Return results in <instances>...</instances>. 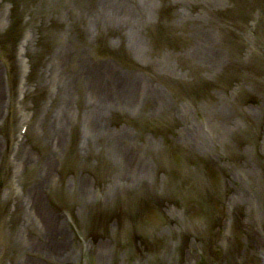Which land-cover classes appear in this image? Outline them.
Here are the masks:
<instances>
[{"label":"bare ground","instance_id":"6f19581e","mask_svg":"<svg viewBox=\"0 0 264 264\" xmlns=\"http://www.w3.org/2000/svg\"><path fill=\"white\" fill-rule=\"evenodd\" d=\"M49 1L51 3V8H54L53 6H55L56 2L58 5H62L61 7H65L67 12H69L70 10H72L71 8H73V5H71L73 0ZM197 1L200 2L199 0ZM201 1L206 2L205 8L208 9L212 7V5H217L216 3H218L219 0ZM101 2H103V5H96V7L91 11L87 9L83 10L80 8L82 12H87V14L84 15L86 16V20L88 23V30L94 28L93 33H95L96 35L98 34L99 28H104L110 25L118 28V31L122 32L124 35L130 33L129 35L134 38L139 37L140 31H142V29L143 33L146 34H148L149 30H151L150 32L153 35H155L158 30L164 29V21L160 23V29L158 27H156V29H154V27L149 29L147 20L151 18V21L152 18L156 16L154 15V9L149 0H101ZM104 4L109 5V7H114L115 10H112L111 12L116 14V16L109 15L110 13H108L107 9L104 8ZM189 4L190 2L182 0L180 6L183 10H185L184 7L188 6ZM243 4H245L246 7L250 5V3H248V0H232V46L233 44H235V42H241L244 44L240 50L243 51L244 58H246L245 69H247L248 71H245V74L240 77L244 80L245 84L248 85V88L252 89L253 87L257 88L258 86H260L261 91L264 94V5H261L260 3V10L262 11V14L257 12L249 14L247 11H245L243 13L247 15L246 18L242 23H238L236 18V16L238 15L236 7ZM190 7L195 9V11L199 13L197 9L194 8L193 3L190 4ZM134 8L137 10H141L143 12V15L139 16L137 11H132L134 10ZM65 9H62L60 13L62 20L64 21L66 18V16L64 15ZM80 10L79 8H77V11L73 10V12L80 13L82 15V12ZM190 10L191 9H188V17H186L187 19H181L185 22H189V20L192 19V30H194V35L197 36L196 46L191 52L189 61H191L194 66H201L203 68L205 67L213 71L220 65L215 64L213 61H217L219 59H217L216 55L212 54L209 49H205L206 46H211L212 39L209 37L210 34L207 36L201 35L200 27L194 28V25L201 24L197 14L194 11H192L191 13ZM51 13H47L48 21L53 20L50 19ZM131 13L133 15L132 21ZM8 14L9 11L5 16L8 17ZM5 16L4 12L0 11V23H2L3 25L2 31L6 29V26L4 24V22L6 21ZM120 16H122L123 19H120ZM36 19H38V21L40 20L39 18ZM8 20L9 18H7V23ZM153 21H155V19H153ZM50 22L54 23V21ZM52 23H50L47 27L51 28ZM27 29L28 30H26V33H31V37L28 38V42L24 41L25 46L18 44H15L13 46V52L18 54V63H22L19 57H22L23 55H29L28 52L30 53V48L32 46L33 52L36 51L37 53V48L40 44L41 37L38 36L39 29H37L33 22H30V28ZM113 29L110 30L108 34L118 33L117 30ZM161 30L158 34L160 39L158 41L155 39V45H157V49H155V51H158L160 49L158 47L159 45H165L161 43ZM42 33L44 34V32ZM67 41V38H62L60 40L61 43H67ZM2 42L3 41H1L0 44H2ZM151 43H154V41L151 40ZM6 46L7 45L2 48V46L0 45V62L3 65H5L3 49L7 52H10L9 45L7 47ZM138 46L140 49H142L141 53H148L145 49V46ZM63 48L64 49H61L59 43V50L52 57L51 68L48 69L47 72L43 70V74L46 76L42 79L37 75L34 80L29 81L30 75H28L27 78H24L21 81H17L19 83L15 85L13 84L12 77H16V79H19L17 74L15 73V75L12 76L10 74L11 71H9L10 73L5 71L3 78L6 84L4 83L5 88H3V80L0 74V121L5 123V120H7L10 124V128H12L14 121L9 114V111L18 105H16V103H21V105H23L25 103L26 96H28L29 93L33 92L34 89L38 90L36 82H38V85H46L47 83H50L49 85L53 84V87L51 86V88L54 89V94L53 96H50V98L55 101L57 99L59 107H61L62 102H64V106L62 107V109H58L55 116L53 117L56 124V128L53 130L54 132H52L51 130V132L47 131L48 136L47 139L45 138L44 140V142L47 143L46 145L51 150V156L48 157L47 160L41 157L39 158L37 153H34L35 162L29 163V161H27L25 163L23 160H28V158L31 159L32 154L24 150L25 139L22 140L20 138L21 135L14 138V136L17 134V131H12V137H10L12 145L9 146V150L7 152L8 154H6V156H8L10 163L14 162V173L18 175L19 169L22 168L25 171L26 167L28 168L27 171L31 172L41 162L39 166V172H33L32 176L36 181L39 178L42 180L38 187L44 185L43 193H45L43 195L37 196V194L33 192L35 190L34 187L29 189V192L27 193L24 192V188L22 187V185H18V188L23 190L21 193L22 198H15L12 195V187H9L10 183L8 186V182L4 180L5 176L1 171L0 195L2 197L0 198L2 199L3 203H9L10 206L6 207L5 204H3L0 210V264H42L38 260L30 259V254L26 255L27 252L25 251V248L29 249L35 247V241L27 237V228H29L30 231H37V233L39 234V238H41V242L43 244H46V241L50 239H54L53 248L56 247V251H61L63 247L66 249L62 252V254L57 255H55L51 251H48L51 255L50 256L43 250L40 252L41 248H37V251H35L36 253H39L37 255L34 254V256H40L41 258L39 260L42 261L43 264H47L48 261L65 262L66 260H68V264H78L76 263L77 261L75 262L76 259H74L73 261L70 260V257L67 258L66 253L69 250L68 245L71 243H68L67 241L68 235L81 237L83 246H79V248L81 249L79 252L80 258L81 256L87 255V251L83 250V247L85 246L82 237L90 235V237H93V242L97 241L96 237H98L100 238L97 241L98 243L100 242L102 235L107 236L108 233H110L109 231L113 230V233L117 234L119 233V231L127 230L131 227V225H136L135 230L132 233L133 235H138L140 232H142L146 235V239L148 241H150L152 238L164 241L159 249H154L160 250L159 253L156 252L157 254H161L163 250H166L165 254H167L169 252V249L171 250V254H173L180 249H184L187 256H185L181 260V262H185L186 257L188 258V260H190L194 253L196 259H191L189 261V264H192L193 262V264H231L230 261L232 262V264H235L236 258H240V263L246 264V262H244V251L246 248L243 249V247L246 245H250L252 251L254 252V257L256 258L257 264H264V243H262V241L257 238V234L252 235L251 229L246 231L245 235L242 234L241 236H238L234 235V233L228 235V231H230L235 224V221L233 222L234 218L232 211L234 208L226 210L230 214H228L227 216L225 213V219L227 217H229L230 219H226L228 223L227 225L225 224L226 221L224 222V225L227 226V229H221V231L230 238V242L228 244L229 249L223 251V253L229 257V259H226L225 256L221 253H219V257H215L214 245L211 244H209L207 247H213L211 248L213 252L207 251L206 247L202 248L201 243L199 245V250L193 252L194 243H192V241H200L198 239L208 237L203 233V226L206 224V219L202 216L201 213H197V211H194V205L197 204V199L201 200L200 202L204 204L203 208L205 209L210 208L211 205L214 204L211 200L212 197L213 199H215L213 201L217 202L216 205L221 206V208L223 207L222 202L219 200L223 199L224 193H221V195H219L218 193L212 192L211 195L210 193H207L206 197H203L201 195L198 196L200 190L203 189V184H201L203 181L201 180L200 175L204 174L203 176L208 177V179L211 181V188L217 187L219 186V180L217 178L219 177V174L224 175V173H227V171H229L228 173H230L231 175L232 157H237V166L242 167L245 165L247 166L248 162L253 159L258 161L264 160V149L263 147H261L263 143L262 141L257 143H250L255 147L253 148L247 146L249 151H246L245 147H241L242 143H240V145L234 143V141L239 142V139L241 137L242 125L240 120H238L240 122L238 123V121L233 118V108L232 120L228 119V121L226 119V115H220L221 118L217 124L215 123V125L213 121L209 120V122L206 123L205 126L201 125V127H197V123L199 122H193L190 117L194 125L192 126L191 124V126H189V128L185 130V132L187 131L186 134L181 136L183 139H187V145L189 147V150L191 151L190 153L184 155V157L187 158L185 165L186 167H191L192 163L197 164L198 162H202L203 166H201V168L196 171L191 169V172H189L188 170L184 171L185 173L183 171H178L183 173L177 172V174L175 175L176 181H192L181 183L183 184V188L181 190L187 192V189L193 197L188 199V202L181 206L177 203H170L168 205V202H166L167 197H164L166 193L162 196L160 184L165 185L166 187H171L173 185L172 180L169 178V166L164 165L158 167L157 169H150V167L148 168V163H145L142 157L144 156L143 154H145L147 150L152 147L154 143V140L152 138H154V136H159L158 140L160 141L163 137H165L167 139V142L165 144L167 146L170 145V151L172 149L173 152V148H175V150L181 154V152L183 151V147H181L180 143L183 142L178 141L179 136L177 138L176 132L173 131V128L176 126V122L170 124L164 130H156L152 128L154 132L153 135L145 138V140L142 141V139H138L139 135L136 126H132L136 125L133 123L134 121L129 120L130 122L128 124L132 125L126 124L122 126V122L120 121L122 120V118H120V115L118 113H114L127 111L129 114L134 115L136 109H138L136 108V106L145 96L153 97L154 103H161L159 99L162 98L161 96L163 94V91L160 89V87H149L148 82H134V80H132V76H128L129 73H125L124 75V72L119 71L118 69L116 70L115 68H113V65L103 64L100 65V67L95 68L92 74V77L94 78L93 82L91 81L94 86L92 87V89L96 90L97 94H91L90 88L88 89L87 94L89 96H93L91 105L88 104L84 107V112L82 114L83 121L72 120L73 114L71 112L68 113L70 114L69 120L67 119L68 115L65 113L67 110H69L65 108L70 107L71 93H69V89L72 86L71 84L76 82V80L80 77H75L76 74H72V76H66L62 73V71H60L59 74L55 73V71L60 70L59 61L61 59L62 52H64V50L66 49V46H64ZM247 48L249 51L247 50L248 52L246 53ZM79 57L81 62L83 60L81 54H79ZM139 58L145 65L152 64V61H149L148 57H145L144 55L139 56ZM167 59H164V66H168L170 63H173V60L171 58L167 57ZM237 59L238 58L232 57V61L234 63ZM87 62L88 61L85 58L84 63L86 64ZM6 67L9 70V66L6 65ZM250 71H252V74L250 73ZM24 76L25 72H22V77ZM124 76L126 77V79L124 78ZM30 82H32V85ZM237 88H239L237 91H233L232 89L231 94L228 92H223L222 98L218 97L217 100H229V102H231L232 98V107L237 102L239 104L238 107L241 112L244 111L243 116L245 117L246 121L247 119L252 121H254V119H264V95L256 97L255 93L249 89H243L240 87ZM12 89L14 93H12ZM105 90H107L106 92L109 99L103 98ZM23 95H25L24 100ZM73 98L74 96L72 97V99ZM246 105H249V109L244 108ZM70 108L72 109V107ZM225 111H219V113H223ZM40 123H42V121H40ZM262 123H264V121ZM76 129H79L80 133L82 134V143L77 147L79 153L76 150L75 153L72 150L69 151V142L72 139L71 134L76 131ZM35 130H37V135H44L43 133H41L40 129ZM248 130L249 129H247V132L253 134L250 130ZM228 136L229 138L232 136V144L222 146L224 142H228L225 141ZM17 138L20 140V144L17 142ZM126 139L128 140L129 144L127 146H121V142H124L123 140ZM131 139H134V143L131 142ZM250 139H253V135H250ZM241 140L243 141V139ZM2 142L4 144L7 143L6 139H3L1 141V144ZM209 142L212 144L210 145ZM12 147H14V149L18 148V151L22 154L21 156H23V160L22 157L17 159L19 156H14L11 151ZM90 147H95L97 149V154L90 155ZM128 148H130L131 153L136 156L135 158L133 157V155H129ZM254 150H256L257 156L255 155L256 153H253ZM5 152L6 150H4L3 152L2 150L0 151V163L2 162V158ZM61 152L62 156H58L57 158L54 157L59 155V153ZM17 153L16 155L19 154ZM102 153L103 155H101ZM72 154H75V158L78 162L76 171H79L80 168L89 169L88 173L85 172V174H83L84 179H81L83 182L80 184L81 188L78 189H75V183L72 182L73 178L69 179L68 176L65 177V172H70V170L67 171V169L70 168L69 161L72 158ZM242 157H245V159L243 160ZM89 158L93 159V161H88ZM132 158L134 159L132 160ZM61 161L67 162L63 165ZM71 161L73 163V160ZM127 161H129L130 164ZM243 161L245 162V164H242ZM89 162L91 163L90 167L88 164ZM74 167L76 168V166L72 164L71 169L73 170ZM193 168L195 169V166ZM255 168L256 170H246V177L243 180H239L242 184L240 186L238 185L234 190V197L235 201H239V203H241L244 211L247 213V216L251 217L254 214L258 218H260L261 221H264V210L260 208L259 201V192H264V165L260 166L259 168ZM93 169L97 174H92V172H94ZM23 170L19 177H15L14 174L8 179V181H10V179H17L18 182L21 181V175L24 174ZM239 170L240 169H237V171ZM89 174L92 175L88 177L87 175ZM255 176L256 181H253ZM48 178L50 179L48 180ZM152 179L158 182L157 186L152 185ZM232 179L233 176L231 180ZM245 179L248 180V183L245 181ZM257 179L260 181L259 183ZM43 182H45V184ZM94 185H98V189H95ZM115 186L120 187L121 189H123V191L121 193L118 192ZM243 186L246 187V189L250 192L246 191L245 193H243ZM207 187H209V183H207ZM260 187L262 188V190L260 189ZM175 188L179 189V187L176 186ZM49 189L50 192L47 193L46 191ZM158 190L161 191V193L158 192ZM160 196H162L161 199L164 201L162 202L163 205L164 203H166V205L162 209L164 210L163 213L169 216H166V220L164 215H162V219L166 220L167 222L160 221L161 217L159 218V220H156L157 222L154 221L153 217L149 218L148 221L146 219L139 221V217L135 215H140V212H138L139 208L140 210L142 209V207L151 209V207H153L156 203H153V200ZM179 196L180 199L187 198L182 193L180 194V192ZM262 197L264 198V193ZM19 198H21V200L23 201L22 204L26 209V211L21 215L18 213V211L15 212V208L13 206ZM128 207L132 209L133 214L130 213ZM190 210L193 211L190 212ZM239 210L241 211V209ZM224 212L225 209H223V213ZM191 213H194V215L192 219H189L192 216ZM249 217L248 219H250ZM137 226L138 229L136 228ZM31 227L34 228L32 229ZM152 227L159 230L154 231ZM200 228L203 235L199 237L197 235ZM8 229H11L14 232V235L10 236V234H7L6 230ZM105 241L108 243H104ZM167 241L168 243L164 244ZM171 242L173 248L169 245ZM18 243L21 244V247H18ZM197 244H199V242H197ZM101 245L102 246H95V250L100 253L99 255H110L112 257L111 247L113 246V244L111 243V241L109 239L102 240ZM189 250L191 251L189 252L190 256H188ZM260 251L263 252L259 253ZM198 253L200 254V256L198 255ZM77 255L78 254L76 253V258ZM209 255H212L213 258H210ZM24 256L25 260H23ZM57 262L55 264H57ZM251 262L252 264H254L253 261ZM186 263L188 264V261Z\"/></svg>","mask_w":264,"mask_h":264},{"label":"rangeland","instance_id":"374dc122","mask_svg":"<svg viewBox=\"0 0 264 264\" xmlns=\"http://www.w3.org/2000/svg\"><path fill=\"white\" fill-rule=\"evenodd\" d=\"M41 1L42 0H37V1L36 0H1L0 1L1 2L0 3V11L4 12V16L9 11L8 17L5 16L6 21L4 22V24L6 26V29L4 31H2L3 25H2V23H0V43H1V41H3L2 44H0V45L2 46V48H4L5 45L8 46V44H5V42H4L5 41L4 39H7V38H8L7 40H9V43H11L12 46H14L16 43L18 45H21L23 42L24 33L26 32V30H28L27 28H30V22H33V24L37 27V29H39L38 30V36L41 37V40H40V44L37 48V50H38L37 53H36V51L33 52V50H32L33 46H32L30 48V53L28 52L29 55H26L27 58H25L26 60L29 61V65L32 69V75H33L32 80H34L35 75H38L41 79L44 78L46 75L43 74V70L45 72H47V70L51 68L52 57L59 50V43H60L61 49H64L63 47L66 46V49L64 50V52H62L61 59L59 61L60 70L55 71V73L59 74V72L62 71V73L65 74L66 76L68 74L73 73V74H76L75 77H77V75H78V77H80L76 80V82L71 84L72 86L69 89V93H71L70 107H72V109L70 107H66L65 109H69V110H67L65 113L68 115L67 119H69V120H70V114H68V113L71 112L73 114L72 120L76 121V119H78V121H79V116H80V121H83L82 114L84 112V105H88V104L91 105L92 96L97 94L96 90L92 89V87H94L92 84L93 79H94L92 77V74H93L95 68L100 67V65H103L106 62L105 59L108 55L106 53L97 52V49H96L97 46H98V49L100 47V43L99 44L97 43V40H98L97 37L99 36V34H103L104 36L111 38V36L108 35V32H110V30H112L115 27H113L112 25L104 27V28L97 27V28H99L98 35H96V34L94 35V33H93L94 28H92L91 30H88V28H87L88 23H87L86 16H85L87 14V12L86 11L82 12L80 10V8L83 10L87 9V10L91 11L92 9H94L96 7V5L97 6L101 5V4L103 5V2H101V0H73V2L71 3V5H73V8H71L72 10H70L69 12L66 11L65 7L64 8L61 7L62 5H58L57 2L55 4V6L52 5L54 8H51L50 7L51 3L49 0H45L42 2ZM149 1L151 2V5L153 6L154 12L155 13H156V11L159 12L162 0H149ZM167 1H170L172 9L176 12H177V9L179 7L180 11L182 12V14L180 15L181 18L186 17V16H183V14H184L183 10L180 7L182 0H167ZM223 1L224 0H222V2ZM186 2H190V4L193 3V5L200 4L199 2H197V0H186ZM202 3L205 6V2L202 1ZM190 4L188 6L184 7L186 12H188V9H190V7H189ZM104 5H105L104 8H106L107 12L110 13L109 15L116 16V14L111 12L112 10H115L114 7H112V6L109 7V5H106V4H104ZM201 6L204 9H207L203 5H201ZM77 8H79V10L82 12V15L80 13H74L73 12V10L77 11ZM214 8H216V7H214ZM62 9H65V13H64V15L66 16L65 21L62 20V17L60 16ZM150 9H151V7H150ZM132 11H137L139 16L143 15V12L141 10H137L134 8V10H132ZM47 13H51L50 19H53V20H50V21H54V23L48 21ZM176 14L177 13H175V17H176ZM53 15H54V18H53ZM180 16L176 17V19L178 18V20H181ZM197 16L199 18L200 24L201 25L203 24V25L202 26L201 25H194V28L200 27L201 28L200 29L201 35L207 36L208 35L207 34L208 28L206 25L208 23V20H207V18H205V16L201 15V13H199ZM7 18H9L8 23H7ZM36 18H39L40 20L38 21V19H36ZM132 18H133V15L131 13V21H132ZM120 19H123V17L120 16ZM150 19L147 20V21H149L147 23V25L154 24V21H153L154 17L152 18L151 21H150ZM152 21H153V23H151ZM50 23H52V27L48 28L47 26ZM129 23H131V22H129ZM132 24H133V22H132ZM216 24H214V25H216ZM110 27H113V28H110ZM192 29L193 28L191 26L190 27V32H191L190 36H191L192 41L194 43L192 45H194V46L192 47V50H190V51L194 50V48L196 46L195 42L197 39L196 38L197 36L194 35V30H192ZM113 30L118 31L119 29L115 28ZM42 32H44V34ZM118 33H119L120 37L122 38L120 41H124V42L126 41L127 42L126 44H128V46L130 47V49L129 48L127 49L128 54H130L131 52L134 54L137 52H142V49H140L138 45L144 44V46H145V44L147 42V41L145 42V37L143 35V29H142V31H140L139 37H135V38L130 36L129 35L130 33L127 35H124L122 32H119V31H118ZM110 34H112V33H110ZM209 36L212 37L211 35H209ZM62 38H67L68 39L67 43L66 42L61 43L60 40ZM108 38L104 41V46L106 48L110 47V44L112 45V42ZM211 39H212L211 46H206L205 49H207V50L209 49V51H211L212 54H215L217 59H218L220 56L223 55L221 52H219V49H218V39H216L217 45H213L215 43V40L213 37ZM114 41H115V43H118L119 46H121V43H119L120 41L119 42L117 40H114ZM12 46H9L10 52H7L3 49L4 61L7 60L10 63H14L12 61V59L14 58V52H13L14 50H13ZM230 48H232V45H230ZM79 54H81V56L83 58V60L81 62H80ZM115 55L118 57L119 51ZM85 58L88 61L86 64L84 63ZM221 59H222V57H221ZM162 62L163 61H160V63H162ZM185 62H186V60L183 61V63H185ZM151 63L152 64H150V66H152L151 69L153 70L152 75L144 74L141 72L140 73L134 72L133 70L129 69V70H131V72L129 73L128 76H132V80H134V82L135 81H137V82H148L149 87H154V88L160 87V89L163 90V87L161 85L159 86V85H157V83H153L152 81L154 79L156 80V78H158V81H160V79H161V77L156 76V74H157L156 71L160 70V72L165 71L164 73H168L170 71V69H169V67L163 68L162 65H159V63H157L155 61L151 62ZM88 64H90V65L88 66ZM115 65H117L116 67H119L118 64H115ZM141 66H143V65H141ZM67 67H68V69H67ZM11 70H12V72H13V70H15V65L11 66ZM124 70H126V69H124ZM4 71H5V69L2 65V63L0 62V73H1V78L3 80V85L5 83V80L3 78ZM125 73H128V72L126 71ZM124 78L126 79L125 76H124ZM234 79H235V77H234ZM14 82H15V79L13 80V84H14ZM49 84L50 83H47L46 87L43 89L40 88L39 90H34L33 93H31L30 95L27 96L26 103H24L22 106L19 107L20 111L22 112V113H20V117L17 116L16 112H13V115L11 116L13 121H14L12 128H10V126H9L10 124L7 120H5V123L0 121V151L2 150V152H3L4 150H6V152L3 155L2 162L0 163V169H1L0 174H1V171L4 172V176H5L4 180L5 181H7L6 180L7 175H6L5 169L3 170V167L6 168L5 163H7L6 160L8 159V156H6V154H8L7 153L9 150L8 148L11 145L10 137H12V131L17 130L20 123H22L23 121H27V120H25V117L27 118L28 115L31 116V121L33 120V123H32V125H31V123L30 124L29 123H23V124H26L28 126V131L30 132L29 135L27 133L24 137V139L26 140L25 145H24V150L31 153L32 158L31 159L28 158V160L27 159L23 160V156H21L22 154L19 151H18L19 154L17 153L18 155H15V157L19 156L17 159L22 157V160L25 163L27 161H29V163H30V162H35V159H34V153L35 152H39L38 156L43 157L45 160H47L48 157L51 156V151L49 150V147L45 146V144H47V143L44 142V140H45V138L47 139V136H48L47 131L54 132L53 130L56 128V126H55L56 124H55V120L53 117L55 116L58 109L59 110L62 109V107L64 106V102H62V106L59 107L57 99L55 101V100H52V98H50V95L52 93L54 94V89L51 88V86L53 84H51V85H49ZM31 85H32V83H31ZM3 88H5V85L3 86ZM47 88H49V91H47ZM81 88L86 89V90H83ZM89 88H90V93L93 94L92 96L91 95L89 96L87 94V91ZM81 90H82V93H81ZM106 91L107 90L104 91L103 98L109 99ZM163 92H165V91H163ZM12 93H14L13 89H12ZM166 93H168V92H166ZM51 96H53V95H51ZM73 96H74V98L72 99ZM12 98H13V95H12ZM146 100H149L148 96L143 97L140 100V102L138 103V105L136 106V108H138V107L141 108L142 111H140V112L145 113V117L149 118V119H154V118L160 116L161 113L164 112L165 106L168 104V103H159V104H155V106L152 105V107L147 105L146 108H142V105L145 104ZM218 103H220L219 106H218V104H215V105H212L208 108L201 109L202 115L204 118L199 117L201 119L199 121H198V116H195V114H193V113H191L188 116H184V117H182V115H177L178 121H179V127H177L175 132L177 134V138H178V136L180 138V139L178 138V141L183 142V143H180L181 147H183V151L181 152V154L178 153L175 150V148H173V152H172V149L170 151V145L167 146L166 144L163 143V142H167L166 138H165V140L163 139L161 142L160 140H158L159 136L158 137L154 136V138L151 137L154 140V143H153L152 147L150 149H148V153L149 152L150 153L147 156H145L143 154L144 156L142 158L144 160L146 157V161L145 160L144 161H145V163H148V168L150 167V169H154L157 167L156 162H155L156 157L158 156V154H160L159 151L164 149L165 154H166L167 159H168L169 178L172 180L173 185L171 187H169V189H168L165 185L160 184V189L163 192L162 195H164L166 193L164 195V197L165 196L167 197L166 202H168L167 203L168 205L170 203H172V204L177 203L181 206L183 204H186L188 202V199L193 197L187 189H186L187 192H184L181 190L183 188V184H181V183H186L187 181L192 182V181H189V180H185V181L181 180V182L179 180L176 181L175 175L177 174V172L178 171L184 172L186 170L191 172V169L196 171L199 168H201V166H203L202 162H198L197 164L192 163L191 167H186V165H185L187 158L184 157V155L187 153H190L191 151L189 150V147L187 145V143H188L187 139L186 138L183 139L181 136L186 134L187 131L185 132V130L187 128H189V126H191V124H192V126L194 125L193 122H196V123L199 122V123H197L198 124L197 127H201V125L205 126V124L208 123L209 120L213 121L214 125H215V123L217 124L218 121L220 120V118H221L220 115H226L227 120L228 119L232 120V108H233V111H234L233 118L236 119L237 121L240 120L242 128H243L241 135L243 136L244 134H246L247 129L252 130V133H253V134L250 133V135H253V139H250V137H249L247 139V141L246 140L241 141L242 138H240L239 142L234 141V143L238 144V145H240V143H242L241 147H245V150L249 151L247 146L253 147V148L255 147L254 145H252L250 143H257V142L262 141L263 143H262L261 147H263V149H264V123H262L263 119H260V120L254 119V121L247 119V121H246L245 117L243 116L244 111L241 112V110L238 107L239 104L237 102L233 105V107H232L231 102H228L225 100H220ZM248 106L249 105L245 106L244 108L246 109V108H248ZM238 110L240 113L238 112ZM3 111H4V109H3ZM219 111H225V112H223L224 113L223 114L222 112L219 113ZM159 112H161V113H159ZM0 116H1V114H0ZM190 117L193 120V122L190 119ZM40 121H42V123H40ZM188 121H190V122H188ZM240 122L238 121V123H240ZM257 124H258V126H257ZM78 128H80V127H78ZM35 129H40L41 133H43L44 135L42 136L40 134L37 137H35V135L37 133L36 132L37 130H35ZM248 134H249V132H248ZM81 136H82V134L80 133L79 129L78 130L76 129V131H74L73 135L71 136V138H72L71 149L74 151V153H75V150L79 153V151L77 150V147L80 146L82 143ZM229 136L226 139V140H228V142L223 143L222 146L232 144V141H233L232 136L230 138H229ZM38 137H39L40 141H37V142L41 143L43 141L44 144L41 143V144H43V147L35 144L36 139ZM148 137L149 136H147V138ZM1 138L6 139L7 143L4 144L2 142V144H1V141L3 140ZM123 141L124 142H121V144H120L121 146H127L129 144L127 139L123 140ZM131 142L134 143V139H131ZM32 143L34 144L33 147H31V145H30ZM132 143H131V146H132ZM209 144L211 145L212 143L209 142ZM210 145H209V147H210ZM89 150H90V155L97 154V151H96L97 149L95 147H90ZM128 150H129V155H133L130 151V148H128ZM43 153H46V154L43 155ZM201 153H202V151H201ZM253 153H256L255 155L257 156L256 150H254ZM47 154L49 156H46ZM61 154L62 153H59V155L54 156V157L57 158L58 156H61ZM101 155H103V153ZM0 157H1V153H0ZM133 157L135 158L136 156L133 155ZM134 158H132V160ZM242 159L244 160L245 157L244 158L242 157ZM90 160L93 161V159L89 158L88 161H90ZM236 160H237V157H232V166H231L232 173H231V175H230V173H228L229 171H227V173H224V175L219 174V177H217L219 180L220 189H219V186L211 188V181L208 179V177L203 176L204 174L200 175V178L203 181L201 183V184H203L202 185L203 189L200 190V192L198 193V196L201 195L203 197H206L207 193H210V195H211L212 192L218 193L219 195H221V193H224V196L222 195L223 196L222 200L218 199L223 204L222 208H221V206L216 205L217 202L213 201V200H215V199H213V197L211 200L214 204H212L210 208H206V209L203 208L204 204H202L200 202L201 200L197 199V204L194 205V208H195L194 211H197V213H201L202 216L206 219V224L203 226V233L205 236H208V237L198 239L200 241H197V240H195V242L192 241V243H194L193 252H195L196 250H199L200 243L202 244V248L206 247L207 251H212L211 248H213V247H210V248L207 247L209 244L214 245L215 257L220 256L219 251H221V253H222V251H226L227 249H229L228 244L230 242V238L227 237L221 231V229H223V230L227 229V226L224 225V222L226 221L225 224L227 225L228 223H227L226 219H230V218L227 217L225 219V213L228 216V214H230V213L226 210L227 209L230 210L233 208H234L232 210L233 211V218H234L233 222L235 221V224H234V227L231 228L230 231H228V235L229 234L231 235L233 233H234V235H238V236H241L242 234L245 235L246 231L251 229L252 235L257 234V238L259 240H261L262 243H264V221L263 220L261 221V219L258 218L254 214L251 217L247 216L246 215L247 213L244 211V208L241 205V203H239V201H235V197H234V190L236 189V187L238 185L240 186L242 184L239 180L240 179L243 180L246 177L245 176L246 170L247 169L248 170H254V169L256 170L255 167L259 168L260 166L264 165V160L258 161V160L253 159L250 162H248L247 166L245 165L243 167L237 166ZM74 161L76 162L75 154H74ZM129 161H130V159H129ZM129 161H127V162L129 163ZM204 163H206V162H204ZM40 164H41V162H40ZM40 164L37 167H35L34 170L31 172L27 171L28 170L27 167H26L25 171L22 168H20V171L23 170L24 174L21 175L22 177L20 179L21 181H19V185L20 186L22 185V187L24 188L23 189L24 192L28 193L29 189L36 186V188L33 192H35L37 194V196L44 194V193H42V191L44 189V185L37 187V185H39L42 180L39 178L38 184L36 185L34 183L36 180L32 176L33 172H39ZM88 164L90 167L91 163L89 162ZM240 164H238V165H240ZM242 164H245V162L243 161ZM194 166H195V169L193 168ZM237 169H240V170L237 171ZM9 170L10 169L8 168L7 172H9V174H10ZM88 170L89 169H85V168L81 169L80 168L79 171H76V170L74 171V174H76V176L72 179V182L75 183L74 184L75 189L81 188L80 184L83 182L81 179H84L83 174H85V172L88 173ZM224 171H225V169H224ZM183 172H178V173H183ZM92 174H97V173L94 170V172H92ZM92 174H89L87 176L89 177ZM51 175H52V173H51ZM53 175H54V173H53ZM232 176H233V179L231 180ZM49 179L50 178H48V180ZM193 179H195V178H193ZM249 179H251V178H249ZM245 181L247 182L248 180L245 179ZM253 181H256V176L253 179ZM45 182H43V183L45 184ZM259 182L260 181L258 180V183ZM207 183H209V187H207ZM102 185H103V182H102ZM152 185L157 186L158 182H156L154 179H152ZM94 186H95V189H98V185H94ZM175 186L179 187V189H176ZM99 187H102V186H99ZM242 189H243L242 192L244 191L243 193L248 191L246 189V187H244V186ZM260 189L262 190L261 187H260ZM161 191L158 190V192H160V193H161ZM46 192L47 193L50 192V189L47 190ZM179 192H180V194L182 193L183 195H185L187 198L180 199ZM248 192H250V191H248ZM263 193H264L263 191L259 192V194H260L259 201H260V208H262L264 210V198L262 197ZM0 197H1V195H0ZM162 202H164V201L163 200L158 201V199H157L153 202V203H155V205L153 207H151V209H146V208L142 207V209L140 210V208H139L138 212H140V215L139 214H135V215H137V217H139V221H142L145 219L148 221L149 218H152V217L154 218V221H156L157 219L159 220V218L161 217L160 221L167 222L166 221L167 215L164 214L163 213L164 210H162L164 208V206L166 205V203H164V205H163ZM22 203H23V201L20 200L19 202L17 201L13 205L15 208V212L18 211V213L20 215L22 214V208H23L24 212L26 211V209L24 208ZM3 204H5V203H3L2 199L0 198V210H1V207L3 206ZM7 205L10 206V204H7ZM128 208H129L128 210L130 211V213L133 214L132 209L130 207H128ZM223 209H225L224 213H223ZM239 209H241V211ZM191 211H193V210H190V212ZM138 212H135V213H138ZM162 215H164L166 220L162 219ZM193 215H194V213L192 214V216L189 219H192ZM211 216H214V217H211ZM167 217H169V216H167ZM248 217L250 219H248ZM217 219H218V221H217ZM147 221H146V224H147ZM135 226L136 225H131V227L128 228L127 230L119 231V233H117V234L113 233L114 232L113 230L109 231L110 233H108L107 236L102 235V238H101L100 242H98V243H97V241L100 238H98L96 236L95 237H96L97 241H95V242H93V237H90V235L82 237L84 240V246H85V247H83V250L87 251L86 252L87 255L81 256L80 258H79V255H80L79 252L81 249L79 248V246H83V241L81 240V237L68 235L67 241H68V243L69 242H71V243L68 245L69 250L66 253L67 258L70 257V260H73V261H74V259H76L75 262L77 261L76 263H78V264H187L186 263L187 261L189 264V261L191 259L192 260L196 259V257L194 256V253H193V256L190 258V260H188V258L186 257V261L181 262V260L185 256H187L184 249H180V250L174 252L173 254H171L170 249H169V252L167 254H165L166 250L165 251L163 250V252L161 254H157L156 252L159 253L160 250H154V249H159L161 244L164 241H162L160 239H156V238H152L150 241H148L146 239V235L142 232L139 233L141 235H139V234L133 235L132 233L135 230ZM195 227H196V225H195ZM136 228L138 229V226ZM153 230L158 231L159 229L153 228ZM27 231H28V233H27ZM27 231H26L27 237H29V239H32L35 241V247L29 248V249H26L24 247L25 251L27 252L26 255L30 254V257H29L30 259L38 260L40 263L43 264V262L39 260L41 258L40 256L39 257L34 256V254L37 255L39 253V252L36 253L37 248H41L40 252L43 250L48 255H50L48 251H51L52 253L57 255V254H62V252L64 250H66L63 247V249L61 251H59V250L56 251L57 248L56 247L53 248L54 239L53 240L50 239V240L46 241V244H43L41 242V238H39V234L37 233V231H34V230L30 231L29 228H27ZM12 232L13 231L10 229L6 230V233L10 234V236L12 235ZM202 235L203 234H202V231L200 228L197 236L200 237ZM107 239H109L111 241V243L113 244V246L111 247L112 257L110 255L100 256L99 255L100 253L95 250L96 245L102 246L101 245L102 240H107ZM206 239H207V241H206ZM215 240L216 241L219 240V243H215L216 242ZM197 242H199V244H197ZM95 243H97V244H95ZM104 243L107 244L108 242L105 241ZM166 243H168V241L165 242L164 244H166ZM19 245L20 244L18 243V247H21ZM169 245H170V247L173 248L172 242ZM190 246H192V245H190ZM114 247H115V250H114ZM243 249H245V251H244V255H245L244 262H246V264H252L251 261H253L254 264H257L256 258L254 257L255 255H254V252L252 251L251 246L246 245L243 247ZM189 252H191V251L190 250L188 251V256H190ZM262 252L260 251L259 253H262ZM76 253L78 254L77 255L78 260L76 258ZM198 255L200 256L199 253H198ZM223 255L225 256L226 259H229L228 256H226L225 254H223ZM25 256H24L23 260H25ZM64 257H65V255H64ZM209 257L213 258L212 255H209ZM225 258H224V260H225ZM56 262L57 261H54V262L48 261L47 264H55ZM230 263L232 264L231 261H230ZM57 264H68V260H66L65 262H57ZM235 264H245V263H240V258H238V259L236 258Z\"/></svg>","mask_w":264,"mask_h":264}]
</instances>
